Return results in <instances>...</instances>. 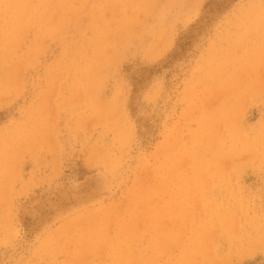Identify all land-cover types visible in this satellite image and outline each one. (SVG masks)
Segmentation results:
<instances>
[{
	"label": "rangeland",
	"instance_id": "374dc122",
	"mask_svg": "<svg viewBox=\"0 0 264 264\" xmlns=\"http://www.w3.org/2000/svg\"><path fill=\"white\" fill-rule=\"evenodd\" d=\"M0 264H264V0H0Z\"/></svg>",
	"mask_w": 264,
	"mask_h": 264
}]
</instances>
